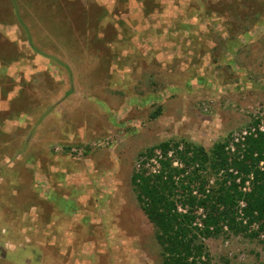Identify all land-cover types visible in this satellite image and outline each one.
Here are the masks:
<instances>
[{
	"label": "rangeland",
	"instance_id": "374dc122",
	"mask_svg": "<svg viewBox=\"0 0 264 264\" xmlns=\"http://www.w3.org/2000/svg\"><path fill=\"white\" fill-rule=\"evenodd\" d=\"M15 17L59 66L0 76V264H162L132 176L164 142L264 122V0H0V31ZM66 162L80 176L52 173ZM204 243L210 264H264V236Z\"/></svg>",
	"mask_w": 264,
	"mask_h": 264
},
{
	"label": "trees",
	"instance_id": "16d2710c",
	"mask_svg": "<svg viewBox=\"0 0 264 264\" xmlns=\"http://www.w3.org/2000/svg\"><path fill=\"white\" fill-rule=\"evenodd\" d=\"M228 144L217 142L206 150L191 142H177L175 148L164 142L142 154L143 168L133 174L132 183L156 228L162 264H210L204 240L225 227L251 239L264 236V132L247 137L234 154L227 152ZM154 158L159 168L145 169ZM177 158L181 167L173 165ZM208 170L219 175L213 186Z\"/></svg>",
	"mask_w": 264,
	"mask_h": 264
},
{
	"label": "crops",
	"instance_id": "0c3cea01",
	"mask_svg": "<svg viewBox=\"0 0 264 264\" xmlns=\"http://www.w3.org/2000/svg\"><path fill=\"white\" fill-rule=\"evenodd\" d=\"M18 21L19 20H17V23L16 21L10 23L11 27L9 29H4V30L2 29V31H0V41L1 39L2 40L5 39L6 41L9 40L10 43L16 45V47H13L12 53L7 52L8 50L6 49H3L2 51L0 49V76L2 75L13 76L15 72L22 71L24 68L32 69L35 66V63L36 64L38 63L39 65H41V67H45V66L51 67L53 65L59 66L58 63L55 64L56 59H54L53 57L56 56H53L54 53L51 54L50 50H47L46 48H41L42 46L35 45L34 42L36 38L34 37V35H32L30 30L28 31L29 27L27 23H23L22 21L18 22ZM0 25L3 26V28H5L4 23H0ZM42 27H43L42 28L43 31H45V29L48 28L46 23L43 22H42ZM23 28H25L26 30H24ZM22 35L25 36L24 39L22 38ZM47 35L52 36V34L50 35L49 33H47ZM26 56L28 57L30 56L31 58H27ZM1 95H2V89L0 88V99L2 100L1 101L2 105L4 101H5L4 104H7V100H11L12 98H15V92L12 91H9L7 96L5 95L6 98H2ZM2 111H6V110H2ZM29 140L30 139L27 140V144L29 145L30 148H34L36 146L41 145V147L47 149V140L46 142H41L36 138L30 141ZM48 143L50 145V142ZM47 153L48 152H46V154ZM27 161H28V166L31 167L33 171H35L34 166L29 164V163L33 164L34 159L27 158ZM51 167H52L51 169L52 173L54 172L57 174V172H61V174L65 175L64 177L66 178H72V177L77 178L78 176H80V172H81V171L79 173H77L76 171L73 172L74 169L72 170L70 168V163L68 162L64 164L63 168H60L58 166H51Z\"/></svg>",
	"mask_w": 264,
	"mask_h": 264
},
{
	"label": "built area",
	"instance_id": "2783aa9c",
	"mask_svg": "<svg viewBox=\"0 0 264 264\" xmlns=\"http://www.w3.org/2000/svg\"><path fill=\"white\" fill-rule=\"evenodd\" d=\"M257 131L259 132H264V122H260L259 125L256 126H251L245 129L240 130L239 132H235L232 136H231V141L229 142L228 146L226 147V150L229 154H234L237 151V146L240 144H243V142L245 141V139L251 135L256 136ZM78 150L71 148L69 150L70 154H75L77 153ZM173 151L170 152L169 156L172 157L173 156ZM156 154L158 155V157H161V153L160 152H156ZM151 162H153L155 164V167L158 169L159 168V163L158 160L156 158L152 159ZM264 162H262L260 165L263 166ZM173 165L175 167H181V164L177 159L174 160ZM154 171H156V169H154ZM239 183V180H238ZM247 185H249V183H247ZM249 187L243 188L242 190L246 191L248 190ZM245 206V203L243 201L240 202V213L242 212V208ZM180 211H182L180 209Z\"/></svg>",
	"mask_w": 264,
	"mask_h": 264
}]
</instances>
